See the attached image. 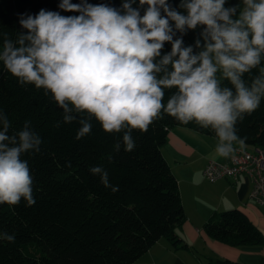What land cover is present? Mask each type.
<instances>
[{
    "label": "trees",
    "instance_id": "trees-1",
    "mask_svg": "<svg viewBox=\"0 0 264 264\" xmlns=\"http://www.w3.org/2000/svg\"><path fill=\"white\" fill-rule=\"evenodd\" d=\"M60 2L0 0V54L6 40L14 47L20 46L21 34L27 33L19 24L22 14L35 15L45 9L60 11L65 16L79 15L60 10ZM88 2L107 3L123 13L122 5L126 0ZM189 2L166 0V5L170 11L187 16L188 10L182 5ZM132 7L142 16L148 5H140L139 0H134ZM158 7L161 16H165L164 7ZM231 7L236 8L231 16L235 21L240 19L246 5L244 0H225L224 8ZM169 24L172 41L164 42L160 55L153 60L160 68L154 73L157 80L173 71L171 62L165 65L162 61L171 53L177 39L182 41L181 49H191L190 56H199L209 43H213L205 33L204 25L198 24L194 29L185 25L181 30L171 18ZM210 56L215 64L214 54L210 53ZM178 58V55L173 56L172 60ZM198 65L199 61L193 67ZM216 66L218 86L222 90L230 89L235 96V86L224 75L223 68ZM261 77H264V68L260 54V63L243 73L241 80L250 89L253 81ZM162 90V103L166 107L168 100L179 90L164 86ZM69 108L71 111L65 113L44 89L19 85L17 78L4 69L0 60V110L11 122L9 135L18 132L28 120L30 130L43 141L39 153L30 151L21 157L28 161L33 176L36 203L29 207L22 198L15 206L0 204V264H132L161 238L175 250L186 249V244L175 232L185 220L178 183L161 148L174 127L219 139L215 129L203 127L195 120L183 123L162 109L147 132L132 131L135 148L126 152L123 135L127 129L106 133L95 117L86 112L78 113L71 104ZM66 114L76 119L65 124L63 117ZM82 119L92 124V131L77 140ZM234 127L238 139L231 145L237 143L245 149L264 150V95L259 107L243 114ZM240 139H243V145ZM116 144H120L119 152L114 148ZM94 166H102L107 171L109 185L118 187L117 191L105 187L100 174L90 172ZM203 231L210 239L234 247H255L264 243L262 233L238 209L211 215L203 224ZM4 234H14V242L7 241ZM216 264L240 263L218 260Z\"/></svg>",
    "mask_w": 264,
    "mask_h": 264
},
{
    "label": "clouds",
    "instance_id": "clouds-1",
    "mask_svg": "<svg viewBox=\"0 0 264 264\" xmlns=\"http://www.w3.org/2000/svg\"><path fill=\"white\" fill-rule=\"evenodd\" d=\"M132 2L123 3V13L107 3L61 0L60 10L79 15L45 9L35 15L22 14L19 24L27 33L21 34L19 47L5 41L0 54L4 69L19 85H34L51 93L65 113L71 111V104L78 113L95 117L106 133L127 129L123 135L126 152L135 148L132 131L147 132L163 109L183 123L195 120L203 127L211 126L221 141L217 152L227 156L231 142L238 139L237 119L256 110L264 95V77L255 79L250 89L241 80L243 73L260 63L264 52V0H244L246 7L235 21L231 16L236 8H224L225 0H190L182 5L187 16L170 11L166 0H139L140 5H148L141 16ZM158 5L164 7L165 16ZM169 18L181 30L185 25L192 29L198 24L206 26L205 33L213 43L199 56H190L191 49H181L182 41L177 39L162 61L165 65L171 62L173 71L157 80L154 73L160 68L153 60L164 42L172 41ZM217 64L235 86V96L218 86ZM162 86L179 90L166 107ZM75 119L67 114L63 117L65 124ZM30 123L24 121L18 132L9 135L11 122L0 110V204L15 206L22 198L29 207L36 203L33 176L28 161L21 157L30 151L39 153L43 141L30 130ZM80 124L77 140L92 131L88 121L82 119ZM239 142L244 144L243 139ZM114 148L119 152L120 144ZM90 172L100 174L101 183L112 187L102 166L91 167ZM117 190L112 187L113 192ZM4 238L15 240L14 234H4Z\"/></svg>",
    "mask_w": 264,
    "mask_h": 264
},
{
    "label": "crops",
    "instance_id": "crops-1",
    "mask_svg": "<svg viewBox=\"0 0 264 264\" xmlns=\"http://www.w3.org/2000/svg\"><path fill=\"white\" fill-rule=\"evenodd\" d=\"M218 146L220 139L191 129L174 127L168 132L161 153L178 183L185 220L175 232L187 248L175 250L161 238L132 264H216L218 260L264 264V243L234 247L210 239L203 231V224L211 215L238 209L264 237V206L251 200L252 186L246 175L214 183L204 179L203 170L209 161L229 162V155L217 152Z\"/></svg>",
    "mask_w": 264,
    "mask_h": 264
},
{
    "label": "built area",
    "instance_id": "built-area-1",
    "mask_svg": "<svg viewBox=\"0 0 264 264\" xmlns=\"http://www.w3.org/2000/svg\"><path fill=\"white\" fill-rule=\"evenodd\" d=\"M264 68V52H261ZM227 144V143H225ZM228 163L209 161L203 170L206 181L214 183L221 179H232L246 175L252 186L250 198L264 206V150L248 151L241 146L231 145Z\"/></svg>",
    "mask_w": 264,
    "mask_h": 264
}]
</instances>
